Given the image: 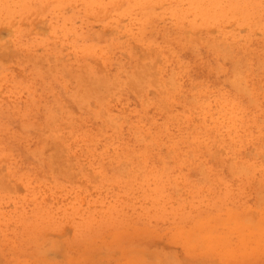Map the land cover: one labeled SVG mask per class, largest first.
I'll return each instance as SVG.
<instances>
[{"label": "rangeland", "instance_id": "1", "mask_svg": "<svg viewBox=\"0 0 264 264\" xmlns=\"http://www.w3.org/2000/svg\"><path fill=\"white\" fill-rule=\"evenodd\" d=\"M0 264H264V0H0Z\"/></svg>", "mask_w": 264, "mask_h": 264}]
</instances>
